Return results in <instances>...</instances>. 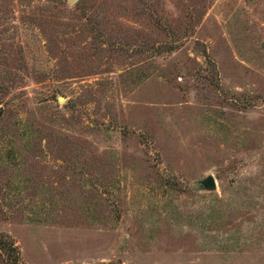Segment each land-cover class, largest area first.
Returning <instances> with one entry per match:
<instances>
[{
  "label": "rangeland",
  "instance_id": "obj_1",
  "mask_svg": "<svg viewBox=\"0 0 264 264\" xmlns=\"http://www.w3.org/2000/svg\"><path fill=\"white\" fill-rule=\"evenodd\" d=\"M0 239L264 264V0H0Z\"/></svg>",
  "mask_w": 264,
  "mask_h": 264
},
{
  "label": "trees",
  "instance_id": "obj_2",
  "mask_svg": "<svg viewBox=\"0 0 264 264\" xmlns=\"http://www.w3.org/2000/svg\"><path fill=\"white\" fill-rule=\"evenodd\" d=\"M0 250L2 252H5L7 254L11 263L10 264H17V252H16V248L13 245V242L11 241H4L2 239H0ZM7 250V252H6Z\"/></svg>",
  "mask_w": 264,
  "mask_h": 264
},
{
  "label": "water",
  "instance_id": "obj_3",
  "mask_svg": "<svg viewBox=\"0 0 264 264\" xmlns=\"http://www.w3.org/2000/svg\"><path fill=\"white\" fill-rule=\"evenodd\" d=\"M72 1V0H71ZM203 187L207 190H212L215 188V182H214V179L212 177L211 174H208L207 176H205L201 182H200Z\"/></svg>",
  "mask_w": 264,
  "mask_h": 264
}]
</instances>
